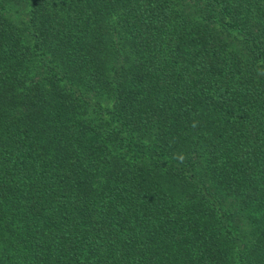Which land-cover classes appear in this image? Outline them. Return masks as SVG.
Returning <instances> with one entry per match:
<instances>
[{
	"label": "trees",
	"instance_id": "trees-1",
	"mask_svg": "<svg viewBox=\"0 0 264 264\" xmlns=\"http://www.w3.org/2000/svg\"><path fill=\"white\" fill-rule=\"evenodd\" d=\"M0 264H264V0H0Z\"/></svg>",
	"mask_w": 264,
	"mask_h": 264
}]
</instances>
